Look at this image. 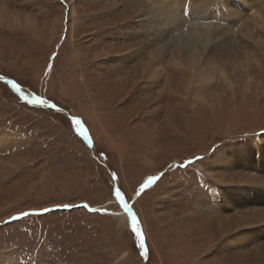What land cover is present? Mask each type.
I'll return each instance as SVG.
<instances>
[{"label": "rangeland", "instance_id": "374dc122", "mask_svg": "<svg viewBox=\"0 0 264 264\" xmlns=\"http://www.w3.org/2000/svg\"><path fill=\"white\" fill-rule=\"evenodd\" d=\"M249 10L252 36L163 50L158 103L135 72L173 36L149 0H0V264H264V30Z\"/></svg>", "mask_w": 264, "mask_h": 264}, {"label": "bare ground", "instance_id": "6f19581e", "mask_svg": "<svg viewBox=\"0 0 264 264\" xmlns=\"http://www.w3.org/2000/svg\"><path fill=\"white\" fill-rule=\"evenodd\" d=\"M205 1L207 2V5H204ZM250 1H251V6L244 0H215V1H212V0H149L150 4L153 6L156 12V16H157L156 26H159V25L162 26L161 33L170 34L173 36L172 39L169 40V43H166L165 42L167 40L166 38L169 36L160 35L162 41L165 42L166 44L161 45V48L159 51L155 53H151L149 61L140 65V67L137 68V71L135 70L136 71L135 73L137 75H140V74L148 75V79L149 80L151 79L150 81L151 86H152L151 96H152L153 101L161 103L163 95H164V94L162 95V90H158L156 87L158 84H160L159 82L161 81V79H163L162 78V68L158 61H159L160 56L164 54L166 47L169 48L171 44L172 45L176 44L179 55L184 56V54L187 55L190 52L195 51L200 45L205 48L207 44L213 41V39L220 37L221 35L219 34L223 30L224 32L226 30H233L234 32L235 30H237L238 33H244L245 29H247V33L252 36L251 31L248 30V28L245 27V25H243V23H245L246 21L242 19V22L238 23L239 16L241 17L243 14H245L244 11H239V9L244 10L246 8H249L250 9L249 13H251V11L253 13L250 16L253 20H250V21L256 22L255 24H257L260 28L264 30V4L261 5L262 3H264V0H259V3H256V0H250ZM195 3H199V4L195 5ZM186 13L188 16H191V19H188L185 16ZM216 16L223 17V19H221V25H220L221 28L217 27L219 25L212 26L213 24L209 25V24H205L202 22H197L200 20L210 19L211 17L215 18ZM181 22H184L185 24L191 23V25L193 26L192 28L188 29L189 31L188 34H185L183 31L185 26L183 29H180L182 26ZM237 24H240L239 30H238ZM225 25L227 27H223ZM188 27H190L189 24H188ZM158 35H159V30H158ZM162 104H160V106ZM246 178L253 179L252 176H248ZM219 194L218 196L220 197ZM218 196L217 198H219ZM123 214L127 216L126 212H124ZM256 216L257 214L248 213V214H244L243 216H240L239 218L242 219L243 221L254 223L256 221H252V220L256 218ZM132 219H130L131 224H132ZM134 224L135 223H133L132 226L133 228H136L137 226Z\"/></svg>", "mask_w": 264, "mask_h": 264}, {"label": "snow or ice", "instance_id": "6c2138e0", "mask_svg": "<svg viewBox=\"0 0 264 264\" xmlns=\"http://www.w3.org/2000/svg\"><path fill=\"white\" fill-rule=\"evenodd\" d=\"M11 83V81H9ZM13 88H15L17 91H19V85L13 83ZM30 102H33V103H38V104H42V105H45L47 106L48 105V101L47 100H44V99H41L40 97H33L32 101ZM53 107H55V105L53 104L52 105ZM79 123L80 120H78ZM78 126V125H77ZM115 176V174H113ZM157 179V177H151L147 180L146 184L142 187L141 191H143L144 188H146L147 186L149 185H152L153 182ZM117 193H119L122 197H123V203L126 207H128V213L130 214L131 217H135V222H136V225L137 227L136 228H133L136 232V235L140 238V241H141V244H140V247L141 248H144V237L143 235L141 234V231H140V225L137 223V217L136 215L133 213L132 211V208L129 206V204L125 201V196L124 194L121 192V190L119 188L116 189V192L115 194L117 195ZM133 227V226H132Z\"/></svg>", "mask_w": 264, "mask_h": 264}]
</instances>
